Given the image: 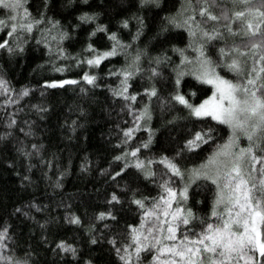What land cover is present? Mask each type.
Instances as JSON below:
<instances>
[{
    "label": "trees",
    "instance_id": "obj_1",
    "mask_svg": "<svg viewBox=\"0 0 264 264\" xmlns=\"http://www.w3.org/2000/svg\"><path fill=\"white\" fill-rule=\"evenodd\" d=\"M186 1L195 45L182 0L0 2V264H264L187 177L230 129L190 112L212 88L179 65L199 54L264 107V17L240 34L228 0ZM252 151L264 243V134Z\"/></svg>",
    "mask_w": 264,
    "mask_h": 264
},
{
    "label": "rangeland",
    "instance_id": "obj_2",
    "mask_svg": "<svg viewBox=\"0 0 264 264\" xmlns=\"http://www.w3.org/2000/svg\"><path fill=\"white\" fill-rule=\"evenodd\" d=\"M2 1L6 2V0H0V2ZM228 1L232 6L231 13L229 12L228 16L222 15V17L229 18L230 21L240 18L244 24L239 30L240 34L255 31L259 24V18H263L264 15L254 8L245 9L249 0ZM182 2L183 5L185 4L181 12L183 21L189 30L191 41L195 45L197 40L204 37V32L193 26V24H197L192 20L190 14L185 15V12H190L191 7L186 0H182ZM231 52L228 56L230 58L236 55L234 50ZM239 54L242 53L239 52ZM242 56L243 54L241 58ZM250 56H247L249 61L247 73L252 70L253 54L250 53ZM180 61L179 65L186 67V72L195 73L197 78L212 88L208 96L198 103L190 105V112L195 116H208L223 122L230 129V135L226 141L220 144L197 169H190L187 177L213 180L217 188L215 203H224L228 224L235 223L234 228L240 229L237 232L238 241L244 243H253L254 241L261 251L264 243L258 237L259 213L253 210L249 203L246 182L251 179L256 165L252 149L257 147L260 137L264 134V107L259 98L249 90L218 76L211 62L199 54L191 63L185 62L183 58ZM228 64H232V60L228 61ZM240 70L244 72V69ZM0 86H2L1 83ZM217 240L225 242V238L221 236ZM191 257L194 260L198 259L193 255Z\"/></svg>",
    "mask_w": 264,
    "mask_h": 264
}]
</instances>
